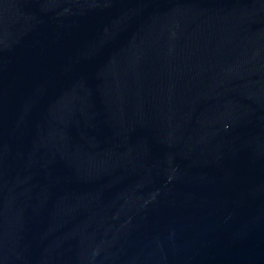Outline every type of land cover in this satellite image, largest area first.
Instances as JSON below:
<instances>
[{
  "label": "water",
  "instance_id": "obj_1",
  "mask_svg": "<svg viewBox=\"0 0 264 264\" xmlns=\"http://www.w3.org/2000/svg\"><path fill=\"white\" fill-rule=\"evenodd\" d=\"M0 264H264V0H0Z\"/></svg>",
  "mask_w": 264,
  "mask_h": 264
}]
</instances>
